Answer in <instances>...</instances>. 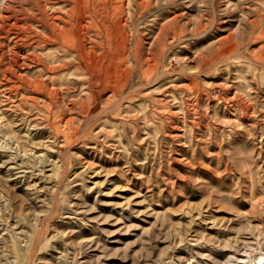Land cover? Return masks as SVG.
<instances>
[{"label":"rangeland","instance_id":"obj_1","mask_svg":"<svg viewBox=\"0 0 264 264\" xmlns=\"http://www.w3.org/2000/svg\"><path fill=\"white\" fill-rule=\"evenodd\" d=\"M263 199L264 0H0V264H231Z\"/></svg>","mask_w":264,"mask_h":264},{"label":"bare ground","instance_id":"obj_2","mask_svg":"<svg viewBox=\"0 0 264 264\" xmlns=\"http://www.w3.org/2000/svg\"><path fill=\"white\" fill-rule=\"evenodd\" d=\"M262 202L264 208V199ZM261 232H263V230L259 229L260 236L262 234ZM243 246L244 248L242 249H240V245L235 246V250L239 251L240 254L231 256V264H264V240H258L256 243L245 241Z\"/></svg>","mask_w":264,"mask_h":264}]
</instances>
